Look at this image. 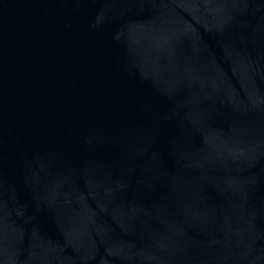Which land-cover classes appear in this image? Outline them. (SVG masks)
Returning a JSON list of instances; mask_svg holds the SVG:
<instances>
[{"label":"water","instance_id":"1","mask_svg":"<svg viewBox=\"0 0 264 264\" xmlns=\"http://www.w3.org/2000/svg\"><path fill=\"white\" fill-rule=\"evenodd\" d=\"M0 264H264V0H0Z\"/></svg>","mask_w":264,"mask_h":264}]
</instances>
